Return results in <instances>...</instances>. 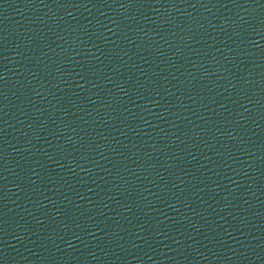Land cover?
Returning a JSON list of instances; mask_svg holds the SVG:
<instances>
[{
  "label": "water",
  "instance_id": "95a60500",
  "mask_svg": "<svg viewBox=\"0 0 264 264\" xmlns=\"http://www.w3.org/2000/svg\"><path fill=\"white\" fill-rule=\"evenodd\" d=\"M0 264H264V0H0Z\"/></svg>",
  "mask_w": 264,
  "mask_h": 264
}]
</instances>
